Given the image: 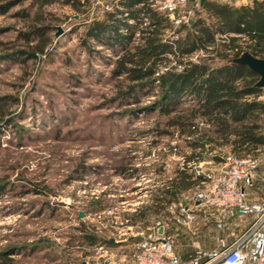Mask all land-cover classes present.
<instances>
[{
  "label": "rangeland",
  "instance_id": "rangeland-1",
  "mask_svg": "<svg viewBox=\"0 0 264 264\" xmlns=\"http://www.w3.org/2000/svg\"><path fill=\"white\" fill-rule=\"evenodd\" d=\"M40 1L0 0V253H12L0 264H83L103 244L84 241L85 229L103 241L125 242L158 222L181 226V207L192 204L195 187L146 219L140 212L192 149L184 138L162 133L172 129L157 111L121 114L136 104L112 99L117 53L95 40L91 51L81 45L82 23L103 16L114 0H92L88 14L65 0ZM210 1L241 6L253 0ZM209 15L203 4L196 13L207 21ZM44 26L43 38L28 33ZM26 51L38 56L26 58ZM205 56L198 51L191 59ZM217 152L254 155L264 168V147ZM214 154H204V167ZM132 209L140 213L133 228L125 222ZM209 227L199 238L204 249L225 234Z\"/></svg>",
  "mask_w": 264,
  "mask_h": 264
},
{
  "label": "trees",
  "instance_id": "trees-1",
  "mask_svg": "<svg viewBox=\"0 0 264 264\" xmlns=\"http://www.w3.org/2000/svg\"><path fill=\"white\" fill-rule=\"evenodd\" d=\"M65 1L83 14L92 8V0ZM202 4L210 21L197 16L193 23L176 25L150 0H114L103 16L82 23L81 45L85 49L91 51V40H95L117 53L112 75L118 82L112 99L136 104L120 113L136 116L157 111L167 117V127L172 129L162 133L184 138L192 149L185 156L184 167L155 195L153 203L141 210L143 219L148 213L166 209L198 184L189 162L215 152L213 160L220 161L222 155L217 150L224 147L237 153L264 147V102L257 99L262 89L255 86L259 76L245 65L228 63L245 50L264 57V0L241 6L210 0ZM48 28L33 27L28 33L43 38ZM198 51L207 56L192 60ZM25 54L26 58L38 56L33 51ZM143 95L151 96L148 103L141 102ZM83 231L84 241L110 245L95 230ZM10 254L0 253V258L8 261Z\"/></svg>",
  "mask_w": 264,
  "mask_h": 264
},
{
  "label": "built area",
  "instance_id": "built-area-1",
  "mask_svg": "<svg viewBox=\"0 0 264 264\" xmlns=\"http://www.w3.org/2000/svg\"><path fill=\"white\" fill-rule=\"evenodd\" d=\"M203 1L150 0L157 11L168 15L176 25L190 23ZM113 3L105 4L106 9L110 10ZM257 99L264 102V93ZM188 164L199 182L194 189L192 208L181 207L182 222L188 225L202 216L215 228L224 230L217 247L205 250L194 243L191 256L183 259L175 252L176 236L158 222L130 234L139 240L127 258L132 264H252L253 259L255 264H264V168L260 160L254 155L229 153L220 161H208L206 167L202 161ZM235 219L245 221L246 226L240 229L241 224L234 223ZM125 222L129 226L131 219ZM119 261L113 248L103 243L95 247L83 264H118Z\"/></svg>",
  "mask_w": 264,
  "mask_h": 264
},
{
  "label": "crops",
  "instance_id": "crops-1",
  "mask_svg": "<svg viewBox=\"0 0 264 264\" xmlns=\"http://www.w3.org/2000/svg\"><path fill=\"white\" fill-rule=\"evenodd\" d=\"M131 23L134 21H130ZM174 203H172L170 206H172ZM191 207V206H190ZM192 208V207H191ZM132 211L135 213L131 214V226L130 227H136L135 224H137V214L138 210L137 209H132ZM234 223H240L241 228H244L246 225L245 221L242 220H234ZM135 225V226H134ZM210 226V227H209ZM180 227V233L175 234V231L178 230ZM170 226L168 224H165V229L167 230L168 233L173 234L176 236V245H175V252L180 255L183 259L188 258L191 256L193 252V245L194 243H197L201 248L204 249L202 241L199 239L202 235V232H204V229L206 227L209 228H215L214 226L211 225V222L207 221L205 218L202 216H198L197 219L191 223V224H185L182 222L181 226ZM216 229V228H215ZM217 230V229H216ZM227 234V232H226ZM221 237V236H220ZM127 241L124 242V240H118V242H115L114 239L109 240V244L111 247H113V250L115 253H117L118 258H119V263L118 264H132L131 260L128 259L130 254L133 252L137 242L139 239L135 237H128ZM218 239H216V244L214 247H217L218 245ZM230 241V240H229ZM207 245V244H205ZM212 247V248H214ZM211 248V249H212ZM205 250H209L205 248ZM128 257V258H127ZM252 264H255V260L253 259Z\"/></svg>",
  "mask_w": 264,
  "mask_h": 264
},
{
  "label": "water",
  "instance_id": "water-1",
  "mask_svg": "<svg viewBox=\"0 0 264 264\" xmlns=\"http://www.w3.org/2000/svg\"><path fill=\"white\" fill-rule=\"evenodd\" d=\"M190 23H193V20ZM228 63L247 66L259 76L255 86L260 89L264 88V57H257L250 51H244L239 56L229 59ZM159 232L162 233V228Z\"/></svg>",
  "mask_w": 264,
  "mask_h": 264
}]
</instances>
